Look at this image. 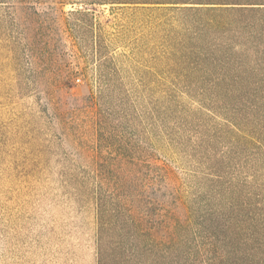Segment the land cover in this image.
Segmentation results:
<instances>
[{
    "label": "rangeland",
    "instance_id": "obj_1",
    "mask_svg": "<svg viewBox=\"0 0 264 264\" xmlns=\"http://www.w3.org/2000/svg\"><path fill=\"white\" fill-rule=\"evenodd\" d=\"M162 5L141 0H0V264H95V197L101 220L115 221L99 230L102 264H133V234L116 229L126 212L133 216V202L130 207L126 202L133 200V190H115L112 183L124 171L122 144L130 149L126 161L132 170L134 125H141L158 163L167 167L183 211L196 213L207 206L203 199L214 187L209 179L215 174L238 178L250 199L261 198L264 154L251 148L247 134L238 153L228 146L251 129L237 125L240 130L234 132L235 125L226 118L233 102L152 81V55L161 48L162 36L153 35L157 31L150 15H159L151 8ZM100 55L110 56L118 69L119 90H96ZM96 125L102 129L98 151ZM98 159L104 181L96 195ZM39 173L46 185L38 190L55 194L45 199L53 213L44 220L50 238L40 237L45 231L32 217L34 206L28 198L22 200L27 189L18 182V175ZM67 175L81 181L66 185ZM128 176L133 180L131 172ZM73 186L83 193L82 200L70 197ZM75 220L84 228H73L69 222ZM32 223L36 228L29 229ZM64 233L78 238L62 241Z\"/></svg>",
    "mask_w": 264,
    "mask_h": 264
},
{
    "label": "trees",
    "instance_id": "obj_2",
    "mask_svg": "<svg viewBox=\"0 0 264 264\" xmlns=\"http://www.w3.org/2000/svg\"><path fill=\"white\" fill-rule=\"evenodd\" d=\"M141 1L163 4L151 8L160 12L159 15H150L153 31L159 33L153 35L156 38L162 36L161 48L152 55L149 70L152 81L170 90L229 98L233 102V111L226 118L235 125L234 132L240 130L237 125H249L251 129L249 133L244 131L239 140L241 134L233 137L228 146L232 145L238 153V143L241 139L247 141L248 138L243 137L247 134L251 136L248 140L251 148L259 150L262 156L264 0ZM75 12L82 13L83 10ZM73 27L79 30L81 25L75 23ZM95 74L99 93L121 88L118 69L110 56L97 58ZM85 91L91 95L89 88ZM101 130V125H96V149L102 139ZM240 144L244 145V142ZM122 152L124 159L120 161V169L124 171L116 176L112 186L115 190H133V200L126 199L128 207L130 201L133 202V216L126 212V218H122V224L116 229H121L124 235L133 234V264H199V261L202 264H264V193L259 200L250 199V193L242 188L245 186L243 181L232 180L226 174H215L209 176L214 187L203 199L207 206L196 213L188 208L183 211L168 169L158 163L154 145L141 125L133 128L132 170L126 161L130 149L122 144ZM95 163L94 192L97 195L102 190L104 176L101 159ZM128 172L132 173L133 180L129 179ZM1 177L6 181L5 176ZM18 178L27 189L22 200L28 198L29 204L34 206L32 217L41 221L38 225L45 233L40 237H44L48 235L46 231H50L44 220L53 214L45 199L49 196L53 199L55 194L38 190L39 186L46 185L40 173L31 177L18 175ZM63 181L66 185H73L81 179L67 175ZM36 186L37 193L34 192ZM74 186L70 197L80 201L83 193ZM30 197L33 200L30 201ZM95 200L92 206L95 264H102V234L99 230L115 221L101 220V203L98 197ZM74 216H78L77 211ZM50 220L56 219L52 217ZM69 223L73 228H84V225L78 226L76 220ZM63 226L67 229L66 225ZM30 228H36L35 223L29 224ZM74 238L78 237L64 233L61 240ZM34 240L41 239L35 237ZM203 252L206 255L199 258Z\"/></svg>",
    "mask_w": 264,
    "mask_h": 264
}]
</instances>
